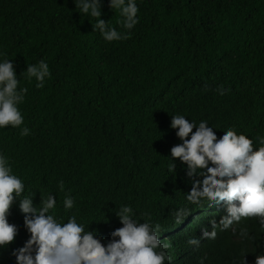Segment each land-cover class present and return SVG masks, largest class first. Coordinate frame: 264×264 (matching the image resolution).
I'll list each match as a JSON object with an SVG mask.
<instances>
[{
	"label": "trees",
	"instance_id": "16d2710c",
	"mask_svg": "<svg viewBox=\"0 0 264 264\" xmlns=\"http://www.w3.org/2000/svg\"><path fill=\"white\" fill-rule=\"evenodd\" d=\"M137 4L139 23L127 30L102 0L101 18L130 32L108 42L74 0H0V59L14 61L18 74L41 60L51 71L43 88L18 75L28 90L21 127L31 131L0 128V151L25 195L36 193L37 203L41 193L55 195L62 221L94 223L106 210L129 205L163 219L182 202L192 204L193 179L202 177H188L187 166L171 156L182 143L172 116L207 120L218 135L233 127L255 148V138L264 137V0ZM69 195L74 207L66 210ZM9 220L19 226L17 240L29 235L18 202ZM259 255L264 228L249 216L221 227L189 264H255Z\"/></svg>",
	"mask_w": 264,
	"mask_h": 264
},
{
	"label": "clouds",
	"instance_id": "9594fccd",
	"mask_svg": "<svg viewBox=\"0 0 264 264\" xmlns=\"http://www.w3.org/2000/svg\"><path fill=\"white\" fill-rule=\"evenodd\" d=\"M74 2L80 13L97 19L93 27L106 41L129 38L130 32H120L101 18L102 0ZM109 7L120 13L124 29L139 23L137 0H109ZM19 74L34 78L38 88L51 77L44 60ZM19 74L14 61L0 59V128H20L21 136H28L31 130L21 127L19 107L28 90L19 87ZM219 91L225 92L222 86ZM171 128L182 141L171 148L172 158L187 166L188 177L202 179H193L188 196L192 204L182 202L175 215L163 219L150 220L152 208L135 213L129 205L106 210L94 223L75 216L62 221L54 214L55 195L45 198L41 193L39 203L36 193L25 195L24 181L0 151V264L4 259L9 264H189L221 227L254 216L264 228V137L255 138L260 145L255 148L253 138L233 127L218 135L207 120L197 124L184 115L172 116ZM59 187L63 190V181ZM17 202L29 233L19 240V226L9 220ZM63 203L66 210L74 207L71 195ZM255 264H264V255L257 256Z\"/></svg>",
	"mask_w": 264,
	"mask_h": 264
}]
</instances>
